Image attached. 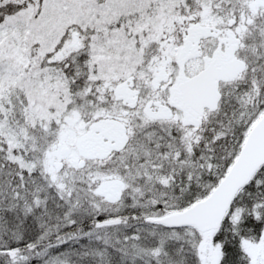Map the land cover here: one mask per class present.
Instances as JSON below:
<instances>
[{"label": "snow or ice", "instance_id": "snow-or-ice-1", "mask_svg": "<svg viewBox=\"0 0 264 264\" xmlns=\"http://www.w3.org/2000/svg\"><path fill=\"white\" fill-rule=\"evenodd\" d=\"M0 264H264V0H0Z\"/></svg>", "mask_w": 264, "mask_h": 264}]
</instances>
